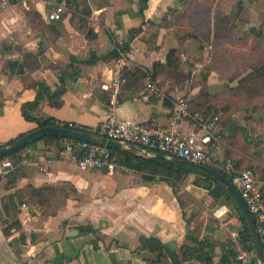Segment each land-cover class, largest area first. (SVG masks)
<instances>
[{
    "label": "crops",
    "instance_id": "obj_1",
    "mask_svg": "<svg viewBox=\"0 0 264 264\" xmlns=\"http://www.w3.org/2000/svg\"><path fill=\"white\" fill-rule=\"evenodd\" d=\"M141 1L13 0L0 17V146L37 128L24 117L23 105L39 93V107L29 112L36 117L88 127L105 121L111 93L103 85L117 76L119 62L104 58L117 43H129L127 82L115 116L185 134L200 132L202 123L217 118L208 146L214 164L219 161L224 170L226 163L240 161V168L246 167L255 150L253 119L243 116L246 111L226 114L219 110V98L206 102L203 92L216 95L218 82L206 90L194 80L177 87L170 69L153 65L166 64L171 48H188L199 35L192 30L193 20L207 19L212 26L216 15L228 16L230 26L250 20L246 30L254 25L252 13L264 11V0H148L143 14ZM57 5L67 11L60 21H49ZM91 53L97 61L82 63ZM148 81L157 93L145 101ZM40 84L62 93L50 98ZM180 98L189 101V115L174 124L172 111ZM197 178L191 175L175 195L165 183H145L132 171L109 175L60 159L47 172L23 168L0 179V217L20 223L7 234L0 225V264H151L152 254L139 249L142 237L163 243L162 264H234L231 234L243 232L236 207L216 204ZM56 195L62 205L52 210L48 204ZM218 208L225 211L219 218ZM86 226L96 232L81 233L79 227ZM75 231L78 235H69Z\"/></svg>",
    "mask_w": 264,
    "mask_h": 264
},
{
    "label": "built area",
    "instance_id": "obj_2",
    "mask_svg": "<svg viewBox=\"0 0 264 264\" xmlns=\"http://www.w3.org/2000/svg\"><path fill=\"white\" fill-rule=\"evenodd\" d=\"M12 2L13 0H0V17ZM66 11L63 5L55 6L54 10L49 14V21H60ZM119 54L117 76L113 77L108 84L103 85V88L111 93V113L109 117L96 127H88L77 122L63 120H56L55 127L94 134L107 140L137 146L150 152L172 156L196 165L207 166L210 163L208 146L218 125L217 118L209 119L202 123L200 132L185 134L181 130L162 131L152 123H135L128 120H120L115 116L114 110L118 105L122 88L127 82L124 73L129 65L124 53L119 50ZM156 93V85L152 81H148L142 98L145 101H149ZM172 112L173 122L178 124L189 115V101L185 98L178 99L174 103ZM18 158V164L12 158L0 160V179L7 177L17 169L29 166H36L41 172H47L56 160L52 154L43 155L36 152L33 148L20 152ZM58 159L70 162L82 170L105 171L109 175H114L117 172H130L125 165L112 156L111 149L72 138H65L63 149ZM224 171L232 177V183L245 201L256 224L264 250V176L258 175L251 169L237 174L230 162L225 164ZM224 213L223 208H218L215 211V216L219 218ZM230 242L231 248L236 254L234 264H258L254 249L247 247L243 242L241 233H232Z\"/></svg>",
    "mask_w": 264,
    "mask_h": 264
},
{
    "label": "trees",
    "instance_id": "obj_3",
    "mask_svg": "<svg viewBox=\"0 0 264 264\" xmlns=\"http://www.w3.org/2000/svg\"><path fill=\"white\" fill-rule=\"evenodd\" d=\"M148 0H142L141 4L142 7L140 9L141 14H143L146 4ZM264 16V15H263ZM231 20L228 16H215V22L214 26L212 24L209 25L208 31H204L201 29V33H203L204 36H206V39L211 40L212 43L219 41V43L226 41L225 33L227 32V29H229ZM264 26V25H263ZM119 50L123 53L130 50L129 43L127 44H116L115 48L110 52L109 55H107L104 59H118L120 54ZM181 55L182 52L178 48H171L166 56V64H161L159 62L154 63L153 68L157 67H166L170 70L174 71H180L181 69ZM72 60H75L76 62L80 63L81 60H78L77 58H72ZM96 56L94 53L90 54V58L87 61H84L82 63H86L89 65H93L95 63ZM182 71V69H181ZM156 72V71H155ZM157 76V73L153 74L152 78H155ZM227 87L224 88L226 90ZM40 90L41 92L44 91L50 98H55L58 94L62 93V91L53 92L51 93L48 87H45L43 84H40ZM231 91L236 96H241L248 94L251 98L261 97L264 95V62H259L256 65L252 66L249 71L246 72V74L241 77L238 81L237 87L231 89ZM233 94V95H234ZM210 94H207L209 96ZM232 95V94H231ZM40 93L37 96L36 100L31 103H27L23 105V115L28 121L35 122L37 124V129L45 128V127H55V120L52 118H40L34 116V114H30L29 112H34L38 107L40 103ZM204 97V94H203ZM246 97V96H245ZM205 98V97H204ZM229 106L221 107L220 110L225 112L226 114L230 113ZM27 134H22L18 138L0 146L1 147H7L16 142L18 139L24 137ZM65 141V138L56 136V135H47L39 140L32 141L28 146H25L21 148L19 151L14 152L6 157H1L0 160H3L5 158H12L15 160V163H19L18 154L28 148H33L34 145L37 143H43V146L38 148H33L36 152L42 153L43 155H53L56 159H58L61 150L63 149V142ZM211 144V143H210ZM254 152L252 153L251 159L244 169L240 168V161L237 162H230L234 168L235 172L237 174L247 170L251 169L255 171L258 175L261 176L255 169L251 168L253 166V158L255 156H262L263 150H257V145L254 144ZM112 156L119 161L121 164L125 165L130 171L138 174L143 182L145 183H165L166 185L170 186L175 195H178L181 191L182 187L188 183V180L190 179L191 175H196L198 178L195 181L197 185L203 186L204 188L209 190V195L211 198H213L214 202L217 204L219 201L223 203H232L236 207L237 213L239 215L240 221L242 222L243 226V232L242 233V239L243 242L247 245V247L253 249L251 241H250V235L249 232L245 226L244 219L242 218L239 208L236 205L235 200L233 199L232 195L229 193L227 188L219 183L216 182L210 178H207L202 175L195 174L193 172H190L188 170L182 169L177 166L163 164L160 162L147 160L145 158L135 156L129 153H124L116 150H111ZM207 166L219 171L221 174L225 175L231 182L232 177L229 176L223 169H219L211 163H209ZM22 171V168L15 170L14 174H20ZM264 171V170H262ZM17 226H11L9 228H4V233L7 234L10 228L13 227H20V223L16 224ZM79 231L81 233L84 232H91L95 233L96 230L92 226H86V227H79ZM23 236V234H21ZM142 251H148L150 254H152V262L151 264H162L163 263V257L165 256L164 253V245L163 243L155 238V237H142L141 238V246L139 248Z\"/></svg>",
    "mask_w": 264,
    "mask_h": 264
},
{
    "label": "rangeland",
    "instance_id": "obj_4",
    "mask_svg": "<svg viewBox=\"0 0 264 264\" xmlns=\"http://www.w3.org/2000/svg\"><path fill=\"white\" fill-rule=\"evenodd\" d=\"M263 15L264 11L261 9L252 13V24L254 25L246 30L245 22L250 24V20L247 22L245 19H240L237 24L227 29L226 41L221 43L219 41L212 43L200 32L201 29L208 31L209 20H193L192 30L198 32L199 35L194 34V38L188 42V48L181 46L182 71L181 69L178 72L171 70L169 74V77L175 80L177 87L184 86L187 80H194L206 90L208 85L218 82L219 93L207 96L208 92H203L206 102L216 101L219 98V110L228 105L230 113L246 111V113L243 112V116L247 114L248 118L253 119V126L251 125L250 129L252 142L257 145V150H263L262 156L257 155L253 158L254 163L251 168L255 169L261 176H264V171H262L264 170V95L256 98H251L248 94L236 96L231 89L237 87L239 79L252 66L264 62ZM165 75L168 76V74ZM223 84L225 85L224 88L227 87L226 90L221 86ZM221 123L219 120V125ZM38 146H43V143H37L33 148H38ZM212 151L213 149L208 151L210 163L219 168V161L214 164L216 161L212 160L214 158H212ZM57 198H59L57 195L54 196L56 201L48 204L52 210H57L62 205L57 201ZM37 222L39 225H43L41 220ZM2 223L5 228H9L17 226L19 220L13 217H0V225Z\"/></svg>",
    "mask_w": 264,
    "mask_h": 264
},
{
    "label": "water",
    "instance_id": "obj_5",
    "mask_svg": "<svg viewBox=\"0 0 264 264\" xmlns=\"http://www.w3.org/2000/svg\"><path fill=\"white\" fill-rule=\"evenodd\" d=\"M47 135H56L63 138H72L80 141H86L95 145L107 147L108 149L111 150H116L124 153H129L135 156H139L147 160H152L163 164L177 166L182 169L193 172L195 174L208 177L216 182L223 184L227 188L229 193L232 195L233 199L236 202L237 207L239 208L240 214L244 219L245 226L249 232L250 240L254 248L258 264H264V250L261 244V239L258 234L254 219L236 186L225 175L221 174L219 171L209 166L196 165L186 160H182L172 156L163 155L156 152H150L137 146L124 144L113 140H107L105 138L99 137L94 134L73 131L63 128H56V127H45L34 130L28 133L27 135H25L24 137L18 139L10 146L1 147L0 158L6 157L14 152H17L21 148L28 146L32 141L39 140ZM69 235L76 236L78 235V232L75 231L74 233H70Z\"/></svg>",
    "mask_w": 264,
    "mask_h": 264
}]
</instances>
